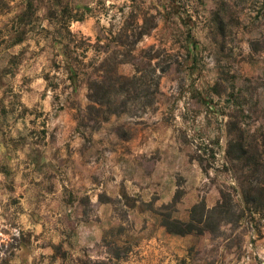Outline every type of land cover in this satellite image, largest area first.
I'll list each match as a JSON object with an SVG mask.
<instances>
[{
  "label": "rangeland",
  "instance_id": "374dc122",
  "mask_svg": "<svg viewBox=\"0 0 264 264\" xmlns=\"http://www.w3.org/2000/svg\"><path fill=\"white\" fill-rule=\"evenodd\" d=\"M0 264H264V0H0Z\"/></svg>",
  "mask_w": 264,
  "mask_h": 264
},
{
  "label": "trees",
  "instance_id": "16d2710c",
  "mask_svg": "<svg viewBox=\"0 0 264 264\" xmlns=\"http://www.w3.org/2000/svg\"><path fill=\"white\" fill-rule=\"evenodd\" d=\"M138 19V16H135ZM144 21V18H142ZM141 29L137 32V38H140L143 34L148 32V28L145 29L142 25ZM151 25V27H154ZM136 40V39H135ZM111 59V56H108ZM107 58V57H106ZM104 58L100 61V65L96 68L97 72L93 77H89L88 80V94L87 98L89 101L88 107L96 108L107 107L109 111L113 110L114 106L120 103H124V95H132L137 89L133 79L130 83H124L121 79L122 77L117 75L114 71H109L105 68V65L109 61ZM122 98V99H121ZM112 108V109H111ZM243 152H245L243 150ZM253 160V159H249ZM255 165V162L253 163ZM252 165V166H253ZM257 168H253L249 174V177H256ZM254 170V171H253ZM221 197L219 202L211 208H208L203 200L192 205L189 210V215L187 220H180L178 218L171 217L166 214L162 218V225L166 228L168 232L184 235L191 232L201 233L205 230L212 234L219 233V226L224 223H230L234 216V204L230 196L221 191ZM242 196L245 202L255 200L253 196V189L250 187L242 191Z\"/></svg>",
  "mask_w": 264,
  "mask_h": 264
}]
</instances>
